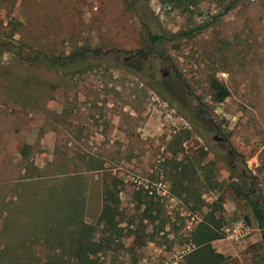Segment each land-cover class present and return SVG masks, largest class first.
Wrapping results in <instances>:
<instances>
[{
  "label": "rangeland",
  "instance_id": "obj_1",
  "mask_svg": "<svg viewBox=\"0 0 264 264\" xmlns=\"http://www.w3.org/2000/svg\"><path fill=\"white\" fill-rule=\"evenodd\" d=\"M164 2L138 0L133 12L128 0H0V26L8 18L20 21L18 38L28 48L54 56L121 50L110 52L114 67L74 75L0 55L2 64L36 72L47 84L38 103L22 109L0 77V246L14 247L13 262L50 264L67 252L71 232L63 206L75 193L69 184L81 189L83 221L96 229L92 264H179L191 246L183 235L217 198L225 233L211 244L226 255L224 264H264L261 231L236 192L241 187L249 200L264 205V0H193L192 13ZM206 23L193 37L166 42L165 60H137L136 53L146 51L147 31L170 33ZM125 56L136 59L126 62ZM163 70L169 72L165 80ZM212 78L229 90L222 103L212 101ZM182 113L194 119L201 135L192 134L183 151L177 141L190 126ZM22 145L31 147L30 161L42 171V181L27 178L37 172L31 175L20 160ZM201 150L218 187L202 192L205 206L197 211L192 201L172 194L168 161L188 156L196 164ZM68 176L80 182L69 183ZM105 185L118 190L116 230L97 221ZM138 198L161 205L167 221L161 245H138L131 232ZM50 227L55 231L47 234Z\"/></svg>",
  "mask_w": 264,
  "mask_h": 264
},
{
  "label": "trees",
  "instance_id": "obj_2",
  "mask_svg": "<svg viewBox=\"0 0 264 264\" xmlns=\"http://www.w3.org/2000/svg\"><path fill=\"white\" fill-rule=\"evenodd\" d=\"M128 9L134 10V5L138 0H128ZM164 6L169 9H178L183 13H192L190 7L195 6L193 0H165ZM230 6H226L222 12L217 16H213V19L225 14ZM21 26V22L8 18V22L4 27L0 26V55L8 54L15 63L21 65H29L33 67H41L49 71L61 73L63 75H74L81 73L86 69H91L100 65L106 67H114L113 59L110 57V49L105 51L82 49L79 52L74 53H62L59 55H49L40 50H33L25 45L21 38H18V29ZM208 23L204 25L194 26L188 30L181 29L175 32H162L151 33L146 32L147 36V48L145 52L139 51L140 55L147 57L153 55L160 60H165L168 56L165 50V43L180 39L190 38L194 35L201 33ZM121 50H112L114 55L119 54ZM136 53V54H137ZM138 54V55H139ZM151 73H154L151 68ZM0 77L3 78L10 87L9 96L12 102L16 105H21L22 109H32L34 105L40 100V93L46 87V81L42 80L36 72L25 71L19 67L8 66L0 62ZM209 86L212 90L211 98L214 103H222V101L228 96V88L215 78L209 81ZM150 87L155 93L161 97L169 99L164 95V91L159 90L154 84ZM182 112V111H181ZM183 117L190 126V130L182 131L183 136L178 138L177 143L180 145V150L183 151L182 144L190 139L192 134L199 136L200 131L198 126L194 122V119ZM201 136V135H200ZM176 136L172 138L175 139ZM177 151H174L176 155ZM31 147L29 145H22L19 149V156L22 163H25V168L32 175L33 172H37L36 176H28L27 178L36 179L42 181L43 176L30 161ZM207 152L201 150L199 161L195 164L192 159L186 156L185 159H177L175 157L172 161H168L172 169L169 173L171 179V191L174 196L182 199L185 203L192 201V209L201 211L205 206L204 201L201 199V194L204 191L216 190L218 183L214 181L211 162L204 163ZM204 163V164H203ZM25 171V170H24ZM35 177V178H34ZM77 176H68L65 178L69 183L80 182ZM24 178V179H27ZM70 193L69 199L66 200V204L63 206V213L65 214L66 225L70 229V243L65 254H61L59 258L50 262V264H92V259L89 253H94L97 248L95 247V241L93 240V234L96 233V229L93 225L85 223L83 221V193L81 189L76 188L74 185H69ZM114 188V189H113ZM109 187L105 185L103 188V203L101 211L98 216V225L101 224L105 227L116 230V216L118 215V190L113 186ZM80 190V191H75ZM237 194L240 195L249 205L252 217L256 223V226L260 229L261 238L264 240V205L260 201L249 200L246 191L239 187ZM67 195V194H66ZM222 201L217 198L206 209L207 212H201V218L197 222L193 229L187 232L184 236L185 242L191 246L182 255V260L179 264H224L226 255L217 252L212 246L213 240L222 238L225 233L224 218L220 214L223 211L221 205ZM138 210H140L137 218L132 219V224H135V228L132 229V233L135 234V240L138 245H142L146 242H155L161 245L159 242L160 232L166 229L167 221L161 216V205L153 202V200H141L138 198ZM152 230H148V226ZM55 231V227H50L47 234ZM106 244L109 239L106 237ZM82 245V246H81ZM14 247L9 246L7 243H3L0 246V264H20L15 263L11 259L12 250Z\"/></svg>",
  "mask_w": 264,
  "mask_h": 264
},
{
  "label": "flooded vegetation",
  "instance_id": "obj_3",
  "mask_svg": "<svg viewBox=\"0 0 264 264\" xmlns=\"http://www.w3.org/2000/svg\"><path fill=\"white\" fill-rule=\"evenodd\" d=\"M139 53H137V55H136V58H137V60H139V62H145L146 60H148V56L147 57H143V55H138ZM129 57V59L128 60H126L125 58V60H126V62H131L132 60H134V59H136L135 58V56H128ZM149 69L151 70V66H149ZM165 70H163L162 72H161V78H162V80L164 79H167L168 77H169V72L167 73V75H164V76H162V74H163V72H164ZM161 82L162 81H157V80H155V84H158L159 83V85L161 84ZM214 140H215V137H214ZM216 141V140H215ZM219 143H222V142H227V140L224 138V137H222V139L221 140H219L218 141ZM229 153H230V151H229Z\"/></svg>",
  "mask_w": 264,
  "mask_h": 264
},
{
  "label": "water",
  "instance_id": "obj_4",
  "mask_svg": "<svg viewBox=\"0 0 264 264\" xmlns=\"http://www.w3.org/2000/svg\"><path fill=\"white\" fill-rule=\"evenodd\" d=\"M124 58H125L126 60L129 59V57H126V56H125ZM167 73H168V71H164L163 74H162V76L167 75ZM221 139H222V138L215 137V140H216V141H219V140H221Z\"/></svg>",
  "mask_w": 264,
  "mask_h": 264
}]
</instances>
